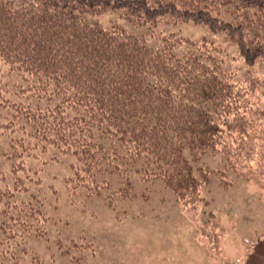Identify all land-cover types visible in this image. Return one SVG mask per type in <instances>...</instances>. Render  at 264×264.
<instances>
[{
	"label": "trees",
	"instance_id": "obj_1",
	"mask_svg": "<svg viewBox=\"0 0 264 264\" xmlns=\"http://www.w3.org/2000/svg\"><path fill=\"white\" fill-rule=\"evenodd\" d=\"M106 9L133 25L204 24L232 38L246 64L264 63V0H0V264H44L25 240L50 244L60 225L34 193L42 178L28 159L71 158L65 189L112 208L148 199L125 175L133 166L139 182L159 181L192 209L219 173L200 166L205 154L237 172L264 154V108L249 99L264 80L235 81L215 46L180 52L174 33L147 42L101 21ZM12 76L31 100L6 96ZM117 172L125 185L114 191L101 178Z\"/></svg>",
	"mask_w": 264,
	"mask_h": 264
},
{
	"label": "rangeland",
	"instance_id": "obj_2",
	"mask_svg": "<svg viewBox=\"0 0 264 264\" xmlns=\"http://www.w3.org/2000/svg\"><path fill=\"white\" fill-rule=\"evenodd\" d=\"M108 19L150 43L174 33L183 39L180 52L193 51L200 44L215 46L235 81L264 80V63L246 64L232 38L204 24L164 20L133 25L122 11L106 9L101 21ZM10 79L16 87L6 96L31 100L28 93L18 94L20 80ZM249 99L264 108V89ZM7 112L0 109V121ZM255 157L248 164L239 162L245 168L237 172L224 155L205 154L200 166L219 173L212 172V183L203 187L204 200L192 209L185 208L159 181L139 182L133 166H126L127 179L135 193L149 197L122 200L112 208L102 196L88 198L84 189L71 195L65 189L60 179L72 175L71 158L64 157L60 163H45L43 156L28 159L27 164L40 169L42 178L34 193L45 199V210L60 219V225L53 227L50 244L30 236L25 245L44 264H264V154ZM1 161L0 169H4ZM104 178L114 191L125 185L118 172ZM36 200L35 205L42 208L41 199ZM59 240L64 242L62 255L56 246Z\"/></svg>",
	"mask_w": 264,
	"mask_h": 264
}]
</instances>
